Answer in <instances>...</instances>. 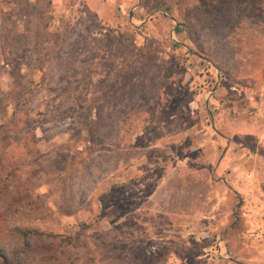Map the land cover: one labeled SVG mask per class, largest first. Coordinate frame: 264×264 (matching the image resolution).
Instances as JSON below:
<instances>
[{
  "label": "rangeland",
  "instance_id": "obj_1",
  "mask_svg": "<svg viewBox=\"0 0 264 264\" xmlns=\"http://www.w3.org/2000/svg\"><path fill=\"white\" fill-rule=\"evenodd\" d=\"M262 13L0 0L6 264H264V37L229 54Z\"/></svg>",
  "mask_w": 264,
  "mask_h": 264
},
{
  "label": "trees",
  "instance_id": "obj_2",
  "mask_svg": "<svg viewBox=\"0 0 264 264\" xmlns=\"http://www.w3.org/2000/svg\"><path fill=\"white\" fill-rule=\"evenodd\" d=\"M264 14L262 13V16ZM264 17V16H263ZM260 21V20H259ZM177 29V28H175ZM212 34V32H210ZM218 37L224 41V42H232L233 40H230L228 38L227 35L225 34H222L220 35V33L218 34ZM261 37H264L263 35L262 36H253V37H243L242 39L240 40H234L236 41V46L233 45L232 48H231V53H229L231 56V60L232 61H236L235 62V67L239 68L238 70L240 71H247L250 72L252 71V68L254 67L253 63L252 65H250V67H248L246 70L244 68V64L243 62L247 61V60H255V59H260V41H261ZM210 41L211 42H214V38L211 39L208 38L207 40L204 41L205 44H207L208 46H210ZM239 43V44H238ZM242 48H244L242 50ZM241 54H244L245 57L243 56H240ZM210 60L211 58L209 56H207ZM263 57V56H261ZM213 60V59H212ZM248 62V61H247ZM255 66H257V63H255ZM1 234V233H0ZM2 238L0 239V264H6V262L8 261V258L10 256H13V251H9V249L4 245L2 244ZM14 250V248H13Z\"/></svg>",
  "mask_w": 264,
  "mask_h": 264
}]
</instances>
